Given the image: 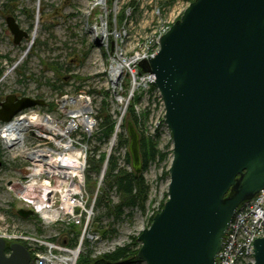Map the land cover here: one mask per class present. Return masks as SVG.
Masks as SVG:
<instances>
[{
  "label": "water",
  "instance_id": "1",
  "mask_svg": "<svg viewBox=\"0 0 264 264\" xmlns=\"http://www.w3.org/2000/svg\"><path fill=\"white\" fill-rule=\"evenodd\" d=\"M183 13L141 62L155 76L173 142L168 201L138 237L146 264H217L236 211L264 190V0H194ZM6 21L15 44L29 37L13 16ZM45 105L8 95L0 122ZM125 123L140 177L141 134L133 119ZM254 247L255 264H264V237ZM30 262L24 244L0 237V264Z\"/></svg>",
  "mask_w": 264,
  "mask_h": 264
},
{
  "label": "rangeland",
  "instance_id": "2",
  "mask_svg": "<svg viewBox=\"0 0 264 264\" xmlns=\"http://www.w3.org/2000/svg\"><path fill=\"white\" fill-rule=\"evenodd\" d=\"M193 1L0 0V103L12 94L19 98L27 96L41 99L46 101L45 107L24 110L16 117L39 112L51 116L56 124L66 128L72 122L67 114L71 107L65 108L60 101L67 96L77 98L81 95L89 97L91 101L90 113L95 124L91 132L87 135L86 127L80 125L78 131L69 134L77 147H85V152L88 150L85 189L91 197H96L94 228L101 235V239L94 245L84 244L81 255L91 251L95 258L112 252L117 247L132 245L134 238L138 241L140 234L148 229L153 217L168 201L170 176L165 173H169L173 158L170 152L173 149L172 134L165 121L166 110L160 92L148 79L150 73L147 71V64L142 66L140 63L136 68L137 83L128 70H124L118 82L110 83L109 75L118 49L127 58L140 52L144 61H147L146 58H150L160 48V34L179 21L183 11ZM9 16H13L20 28L29 33V37L24 38L20 45L15 44L14 35L8 29L6 19ZM34 29L36 34L33 36ZM96 31L105 32L104 40L97 37ZM137 59L140 58L134 59V63ZM135 101L134 112L140 122L142 138L145 137L147 142L152 139L162 153L169 152V155L164 161L158 158L150 160L142 174L150 187L146 210L138 207L125 208V215L116 219L98 206V197L106 189L110 199L120 202L115 189L112 190L106 183L105 174L112 155L117 158L119 166L133 171L129 144L120 146L119 135L110 142L101 139L98 134V117L102 110L104 114H111L117 120L122 114L119 133L126 134L125 121L131 118L128 107ZM2 126L0 122V132ZM36 132L45 135L41 126L25 131V145L21 153L16 150L20 143L10 149L5 144L8 140L4 142L0 138V161L3 162L0 168V231H4L6 226L23 229L29 223V229L24 230L51 238L57 232H45L36 217L24 222L17 214V210L24 205L18 197L22 190L20 180L25 183L28 181L31 185L28 192L32 193V199L39 200L43 194L42 177L37 175L33 178L27 174L23 179L19 171L32 165L25 157V153L30 151L28 148L37 149L41 144L44 147L47 142L54 146L52 141H44ZM126 137L128 138L127 134ZM55 139L59 140L58 137ZM102 155L105 158L101 163ZM91 159L100 164V172H96L97 165H92ZM107 232L109 233L105 235ZM71 233L76 238L79 234L74 228L63 232L69 235ZM138 242L140 248L141 242ZM73 245H78L77 240ZM135 264L146 263L139 260Z\"/></svg>",
  "mask_w": 264,
  "mask_h": 264
},
{
  "label": "built area",
  "instance_id": "3",
  "mask_svg": "<svg viewBox=\"0 0 264 264\" xmlns=\"http://www.w3.org/2000/svg\"><path fill=\"white\" fill-rule=\"evenodd\" d=\"M170 28L171 26L168 30L160 34L159 42L163 34L168 32ZM140 51L143 52V50ZM156 53L152 54L151 57ZM119 54L122 55L125 62L129 63V67L126 69L124 68L123 71L128 70L136 79V74L138 73L136 68H138L141 61H144L143 54L137 52L133 56L127 58L126 55L118 49L116 52L117 58ZM135 57L140 59L133 63L134 59H136ZM114 58L117 59L116 57ZM150 58L147 57L146 59L148 60ZM153 78V75H149L148 79L151 84L154 81ZM141 79L145 80V77ZM137 82L138 79H136V83ZM81 96L84 98L86 106L91 104L89 97ZM70 109V113H78L83 112L86 108L83 110L81 107L77 108L74 106ZM71 114H68L72 119L69 125H73L72 123H74L75 126V130L72 132L78 131L81 126H85L86 133L89 135L92 126L95 125L93 122V115L89 111L84 114L80 113L76 116ZM81 119L88 121V124L90 121L91 125H85L82 123ZM58 139L61 140L62 138L58 137ZM62 141L67 142V139L63 138ZM47 145H44V147ZM73 145L83 152V155L80 156L83 162L81 176L74 178L70 177V179L64 180L60 176L52 177L47 173L38 175V177H42L43 179L41 183L43 186V194L39 200L32 199L29 192H27L30 186L28 181L26 183L23 180L19 181L22 190L19 192L21 194H19L18 197L20 201L24 203L22 207L26 210H33L35 213L34 217L37 218L36 221L43 230L47 233L57 232L55 236L46 238L34 232L24 230L29 229V223L25 225L23 229L6 226L4 231H0V237L5 240L21 242L28 247L32 257L31 264H77L81 252L83 251L84 244L90 243L94 245V243L101 239V235L94 228V210L97 200L95 196L91 197L85 189V167L86 161L88 160V150L85 152V147H77L74 142ZM60 151L69 153V151L65 149H61ZM61 164L63 166H69L68 160L61 161ZM33 167L34 165L32 163L31 166H27L25 169L28 170ZM23 179H25V177ZM48 181L49 184L46 183ZM37 203L40 204L38 205ZM23 221L29 222V220ZM230 226L225 236L223 249L217 256V264H255L254 244L257 239L264 237V190L254 197L253 200L245 202L244 205L238 209ZM73 228L77 229L79 233L77 238L74 233H71V235L63 234V232L70 231ZM75 240H77L78 244L76 247L73 245Z\"/></svg>",
  "mask_w": 264,
  "mask_h": 264
},
{
  "label": "trees",
  "instance_id": "4",
  "mask_svg": "<svg viewBox=\"0 0 264 264\" xmlns=\"http://www.w3.org/2000/svg\"><path fill=\"white\" fill-rule=\"evenodd\" d=\"M1 77V75H0ZM154 87V86H153ZM155 88V87H154ZM136 101L128 107V112H130V116L133 119L138 132L140 131V122H138V117L136 112H134V107L136 105ZM102 114L99 115L98 120L100 124V130L98 132L100 138L104 139L106 142H110L111 138L115 135V131L118 125V120L115 119L111 114H104L103 110ZM119 135V145L127 146L129 143V139L126 137V134L117 133ZM143 134V133H142ZM142 137V136H141ZM141 154L143 155V162L145 165L144 170L148 167V162L150 160L160 159L161 161L166 160L169 152L162 153L157 147V143L151 139L148 142L145 137L141 139ZM172 153V150L170 151ZM173 154V153H172ZM101 163L104 160L105 156L102 155ZM89 162V157H88ZM92 165L95 166L96 172H100L101 167L100 164L94 162L91 159ZM165 175H169L168 171ZM170 176V175H169ZM106 183L112 188L115 189L120 202L116 203L112 199H110L109 193H107L106 189L101 192L100 197H98V206L102 209L106 210L107 215L115 217L116 219H121L125 215V208H136L145 211L147 201L149 199L148 194L150 187L144 176L140 175V177L135 176L133 171H130L124 167L119 166L117 162V158L115 156H111L109 160V168L105 174ZM164 206V205H163ZM162 206V207H163ZM163 209V208H162ZM153 221V219H152ZM109 232L105 233L107 235ZM134 243L131 245H127L125 247H117L116 250L112 252H108L105 255L93 257L91 251L84 252L77 264H135L139 262L138 251H139V242L137 238H134ZM90 244V243H87ZM138 247V249H137ZM137 249V250H136Z\"/></svg>",
  "mask_w": 264,
  "mask_h": 264
},
{
  "label": "bare ground",
  "instance_id": "5",
  "mask_svg": "<svg viewBox=\"0 0 264 264\" xmlns=\"http://www.w3.org/2000/svg\"><path fill=\"white\" fill-rule=\"evenodd\" d=\"M103 1V0H101ZM39 5V4H38ZM36 29V28H35ZM34 29L33 36L36 34V30ZM97 32V37H100L102 40H104L105 32ZM100 40V39H99ZM119 57L115 56L117 59H115L113 65L110 68V81L118 82L119 78L123 74V69L129 67V63L125 62L124 58H122V55L119 54ZM139 59H137L138 61ZM134 63V61H133ZM61 104L64 105L65 108L68 107V109L71 107H81L86 108L83 112H67L68 114H71L73 116H76L80 113L90 112V104L88 106L85 105L84 98L82 96H79L77 98H71L67 96L66 98L62 99ZM71 110V109H70ZM124 111V110H123ZM82 123H84L87 126H90L91 123L89 121L81 119ZM35 126H41L45 130V135L43 133H37L36 134L43 138L44 141H52L54 143V146L49 145V142H47V146L43 147V144L38 146L37 149H27L30 151H27L25 153V157L30 160L34 167L31 169H28L27 174L28 176L33 178H36L39 174L47 173L52 177H61L64 180L70 179V177H78L81 176L83 171V162L81 161V155H83V152L81 149H78L74 147L73 142L71 141V136L69 134L75 130L74 125H68V127L63 128L59 125V123H55L51 116L48 115H42L39 112L31 113V114H24L16 117L13 119L11 123L4 124L1 128L0 132V138L4 142L8 140V142H5L8 148L12 149L15 145L20 143V146L18 149L20 153L22 152V149L24 148L25 143V131H27L29 128H34ZM121 123L116 129V133L120 130ZM31 133V132H30ZM55 137L60 138H66L67 142H63L62 140H56ZM21 147V149H20ZM9 149V150H10ZM68 150L69 153H64L60 150ZM22 155V154H21ZM20 155V156H21ZM24 157V158H25ZM68 160L69 166H63L61 164V161ZM31 179V178H30ZM32 181V180H31ZM38 181V180H37ZM33 182V181H32ZM42 183V182H41ZM49 184V181L46 182ZM31 186V185H30ZM33 186V185H32ZM40 187V186H39ZM41 188V187H40ZM28 192V191H27ZM29 194H32L29 192ZM39 195V194H38ZM38 204V203H37ZM40 204V203H39ZM38 204V205H39Z\"/></svg>",
  "mask_w": 264,
  "mask_h": 264
}]
</instances>
